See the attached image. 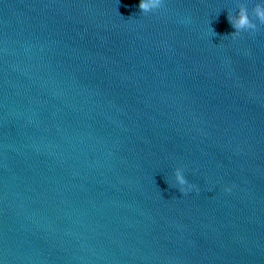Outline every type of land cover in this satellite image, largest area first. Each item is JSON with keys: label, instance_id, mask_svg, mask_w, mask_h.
Masks as SVG:
<instances>
[{"label": "water", "instance_id": "95a60500", "mask_svg": "<svg viewBox=\"0 0 264 264\" xmlns=\"http://www.w3.org/2000/svg\"><path fill=\"white\" fill-rule=\"evenodd\" d=\"M257 2L0 0L4 264H264Z\"/></svg>", "mask_w": 264, "mask_h": 264}, {"label": "clouds", "instance_id": "9594fccd", "mask_svg": "<svg viewBox=\"0 0 264 264\" xmlns=\"http://www.w3.org/2000/svg\"><path fill=\"white\" fill-rule=\"evenodd\" d=\"M164 0H139L138 8L141 14H148L160 9ZM227 20L234 31L231 37L235 38L242 32L255 33L258 25H264V0H258L252 7L251 12L245 4L237 5L235 12L228 11ZM174 184L180 193L184 194L188 191L197 190L194 184H190L181 168L175 169L173 173ZM230 187H225L224 191H230ZM0 264H4L3 259H0Z\"/></svg>", "mask_w": 264, "mask_h": 264}]
</instances>
